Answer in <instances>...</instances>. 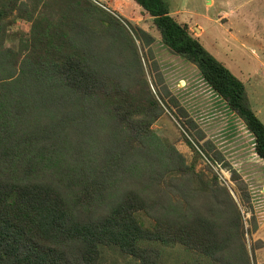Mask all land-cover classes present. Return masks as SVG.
<instances>
[{
	"label": "trees",
	"instance_id": "1",
	"mask_svg": "<svg viewBox=\"0 0 264 264\" xmlns=\"http://www.w3.org/2000/svg\"><path fill=\"white\" fill-rule=\"evenodd\" d=\"M133 1L243 121L264 161V123L243 82L165 0ZM13 13L31 21L19 47L5 46ZM165 111L194 140L185 137L189 163L152 129ZM202 157L209 172L223 159L168 87H151L115 17L90 0H0V264H253L263 243L245 240L257 228L248 185L230 170L245 228L216 175L195 169Z\"/></svg>",
	"mask_w": 264,
	"mask_h": 264
},
{
	"label": "rangeland",
	"instance_id": "2",
	"mask_svg": "<svg viewBox=\"0 0 264 264\" xmlns=\"http://www.w3.org/2000/svg\"><path fill=\"white\" fill-rule=\"evenodd\" d=\"M90 1L115 17L131 34L141 56L145 78L151 87L157 83L158 87L166 85L203 132L205 140H210L221 152L222 161L212 164L210 172L207 170L209 164L203 157L198 158L195 169L208 176L216 175L219 184L237 202L245 228L249 227L250 213L240 203L230 170H236L247 183L249 191L251 184L258 187L256 170L264 167V164L254 151L253 135L210 89L197 68L161 43L152 17L138 4L133 0H118L120 3H114L113 9L109 0ZM165 1L175 19L185 23L192 35L198 37L203 46L243 82L252 109L264 123V0ZM41 14L36 11L34 16ZM14 15L7 16L10 18L4 25L5 46L19 47L20 41L28 37L31 21L15 18ZM135 27L151 35L149 44L136 39ZM115 51L116 43L111 48L112 53ZM159 76L161 81H158ZM152 129L182 153L187 163L191 162L194 152L185 137L192 142L194 140L169 111H165L153 123ZM250 181L253 183L248 184ZM245 240L248 248L254 243L249 233L245 234Z\"/></svg>",
	"mask_w": 264,
	"mask_h": 264
},
{
	"label": "crops",
	"instance_id": "3",
	"mask_svg": "<svg viewBox=\"0 0 264 264\" xmlns=\"http://www.w3.org/2000/svg\"><path fill=\"white\" fill-rule=\"evenodd\" d=\"M124 1L125 0H121ZM109 3L112 7L114 3H120L118 0H109ZM113 8V7H112ZM114 9V8H113ZM116 10V9H115ZM173 14V11H171ZM257 155V154H256ZM259 158V157H258ZM262 160L261 158H259ZM263 164L264 161L262 160ZM257 173V184L258 187L253 184L250 186L251 200L253 206V212L257 223V228L251 233V239L255 243L256 241H261L262 245H256L253 250V264H264V167L256 170ZM256 180V178H255ZM253 183L252 181L248 184ZM256 187L257 189H253Z\"/></svg>",
	"mask_w": 264,
	"mask_h": 264
},
{
	"label": "built area",
	"instance_id": "4",
	"mask_svg": "<svg viewBox=\"0 0 264 264\" xmlns=\"http://www.w3.org/2000/svg\"><path fill=\"white\" fill-rule=\"evenodd\" d=\"M207 162H209L208 160H207ZM211 164V166H212V163H210Z\"/></svg>",
	"mask_w": 264,
	"mask_h": 264
}]
</instances>
